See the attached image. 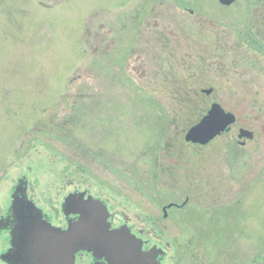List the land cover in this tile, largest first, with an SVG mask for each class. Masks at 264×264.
Masks as SVG:
<instances>
[{
  "label": "rangeland",
  "instance_id": "374dc122",
  "mask_svg": "<svg viewBox=\"0 0 264 264\" xmlns=\"http://www.w3.org/2000/svg\"><path fill=\"white\" fill-rule=\"evenodd\" d=\"M259 1L0 0V216L22 181L52 219L87 191L162 264H264V63L237 46ZM214 102L232 131L185 141Z\"/></svg>",
  "mask_w": 264,
  "mask_h": 264
},
{
  "label": "water",
  "instance_id": "95a60500",
  "mask_svg": "<svg viewBox=\"0 0 264 264\" xmlns=\"http://www.w3.org/2000/svg\"><path fill=\"white\" fill-rule=\"evenodd\" d=\"M235 1L220 0V3L232 5ZM206 92L210 93V90ZM235 121V114L226 112L216 102L187 131L186 140L207 145L222 132L228 131ZM252 135L250 130H240V138ZM85 195L84 192L70 193L65 199V213L78 214L80 218L70 224L68 230H63L45 220L42 211L27 199L26 190L19 187L11 206L14 228L17 229L12 240L17 251L12 258L3 255L2 259L10 264H75L76 252L85 249L98 257H107L111 264H159L155 258L160 250L143 252L141 239L136 240L128 227L112 230L107 205ZM26 213L29 215H24Z\"/></svg>",
  "mask_w": 264,
  "mask_h": 264
},
{
  "label": "flooded vegetation",
  "instance_id": "af4514ba",
  "mask_svg": "<svg viewBox=\"0 0 264 264\" xmlns=\"http://www.w3.org/2000/svg\"><path fill=\"white\" fill-rule=\"evenodd\" d=\"M261 3H262V0L259 1V4H261ZM233 4H232V6H233ZM262 4H264V2ZM262 4H261V6H262ZM232 6H226V7H232ZM186 10H188V9L186 8ZM189 12L193 14L194 8L190 9ZM245 20H246L245 21V28L243 29V36H242L243 40L241 42L238 41L237 46L243 47V49H246V52L248 53L246 58H248L249 61L256 62V63L260 61L261 63H264V5H263L262 9H260V11H258V10L255 12L251 11L249 14H247V17ZM247 21H249V22H247ZM209 90H210V93L206 92L207 89H203L202 92H204V94L206 93L207 95H211L214 92L213 88H209ZM209 109L210 108H208L205 111V114L207 113V111ZM226 111H229V110H226ZM230 112H232V111H230ZM235 116H236V121H235V123H236L238 121V117L236 114H235ZM233 126L228 131L223 132V133L224 134L230 133L232 131ZM241 129L242 128L239 129L238 138L240 140L238 143L241 144V146L245 147L248 144L247 142H250L251 140L254 139L255 132H253V130H251V129L245 128L248 131L250 130L253 133V135L250 138L247 136L240 138V130ZM19 187L22 189L23 188L25 189V187L27 188L26 183L23 181L21 182ZM186 200H188V198ZM172 204H173L172 207L176 208V209H178V208L183 209L186 206L185 204H177V203H172ZM163 212H164V208H163ZM110 214H111V216L109 218V223L111 225V229L112 230H115L118 228H126L127 229V227H128V229L130 230V233L133 234V236L136 240L141 239V245H142V251L143 252H148V251H151L153 249H155V252H156L157 247L162 248L164 250V252L159 253V255L156 256V258H155L159 262V264H162V261H163L164 257L166 256V252H165V249L163 246H160L159 244H155L151 241V239L146 238L143 234L144 231L142 230V228L141 227L138 228L137 224H133L131 222L130 217L126 220H123V222H120L119 220L116 219V215L112 214L111 211H110ZM24 215L28 216L29 213H26ZM146 216L147 217L145 219H143V217H140V221H139L140 223L139 222L138 223L143 225L144 222H146L148 219V215H146ZM43 217L48 222H51V224L53 226L60 228V229H63V230H68L70 228L69 227L70 224L76 222L80 218V216L77 214L66 215L63 208H62V211L59 212L57 216H55V219H52V217H48L45 213H44ZM14 220L15 219L13 218L11 212H7V215H5V216H0V233H7L8 234V242H9L7 247L5 248V250L0 255L1 260H2L3 255H7L6 257L8 259L12 258V256L17 251L15 249V246H14V243L12 240V235L15 232H17V229L14 228V225H15ZM143 220H145V221H143ZM151 226L153 228V225H151ZM138 245H139V241H138ZM75 258H76L75 264H111L110 259H108L107 257H98L95 254L93 255V253H91L87 250H84V249L76 252Z\"/></svg>",
  "mask_w": 264,
  "mask_h": 264
}]
</instances>
